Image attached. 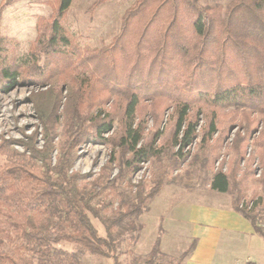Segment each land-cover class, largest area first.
I'll use <instances>...</instances> for the list:
<instances>
[{"label":"trees","instance_id":"trees-1","mask_svg":"<svg viewBox=\"0 0 264 264\" xmlns=\"http://www.w3.org/2000/svg\"><path fill=\"white\" fill-rule=\"evenodd\" d=\"M13 1H0V19L4 8ZM104 1L95 0L89 9ZM54 2L53 13L38 22V42L25 61L18 63L8 57L7 38L0 33V84L14 85L20 81L17 76L22 69L34 67L35 75L23 73L21 81L54 83L68 79V104L72 107L67 112L56 159L53 150L61 92L51 89L32 96L44 126L42 146H35L29 136L27 141H14L25 149L17 152L12 148L13 140L0 137V155L9 158L0 162V264H35L25 253L28 250L42 255L64 253L71 264L77 262V252L55 250L52 242L60 240L75 242L99 255L109 256L114 251V243L98 233L87 213L90 205L79 186V180L86 175L72 170L75 148L83 141L109 143V166L117 164L118 148L122 159L119 172L109 178L104 176V166L103 175L93 181L89 198L100 192L101 182L116 188L118 180L138 171L146 161L160 157V149L154 144L157 132L154 139L147 141L142 123L136 122L145 99L153 102L156 124L161 109L171 102L174 132L170 147L178 146L176 154L181 155L196 139L200 115L208 119L204 142L218 131L216 118L221 109L242 110L247 131L254 114L258 116L262 123L256 136L261 169L258 181L263 194L252 205L249 201L240 203L246 182L253 175L251 156L245 161L246 169L237 176L238 163L243 158L241 145L246 140L240 132L234 139L236 153L230 171L217 169L211 188L232 194L233 207L252 222L264 239V227L256 224L254 216L264 200V0H229L225 6L202 5L199 0H135L124 12L120 30L112 41L100 48H84L85 54L62 23L73 0ZM40 53L50 56L44 67L39 63ZM86 69L95 77V87L100 84L103 92L119 97V104H113L121 113L118 131H114L115 116L110 112L104 116L98 113L88 120L83 107L85 92L77 87L80 76L86 80L81 74ZM94 103L97 102L88 106ZM109 132L111 135L106 136ZM136 186V200H121L119 207L124 210L111 220L112 224L142 211L148 194H144L143 184ZM162 186L163 181L158 179L149 194ZM11 233L20 240L13 251L5 247L3 239L11 237ZM159 252L160 236L147 264H152ZM246 264L258 263L250 260Z\"/></svg>","mask_w":264,"mask_h":264},{"label":"rangeland","instance_id":"rangeland-1","mask_svg":"<svg viewBox=\"0 0 264 264\" xmlns=\"http://www.w3.org/2000/svg\"><path fill=\"white\" fill-rule=\"evenodd\" d=\"M94 1L73 0L71 7L62 18V23L73 36V42L82 48V54H85L84 48H100L112 41L120 30L124 12L135 0H105L98 7L90 10L89 7ZM199 2L202 5L221 3L225 6L229 0H199ZM54 8V0H14L4 8L0 19V33L7 38L5 48L9 58H15L18 63L27 59V55L38 42L39 20L48 18ZM49 57L40 53V65L44 67ZM35 72L34 67L22 69L17 76L20 81L16 84L10 87L0 84V137L14 142L27 141L30 136L33 137L35 146H42L44 126L32 96L51 89L61 92L57 105V135L53 150L56 159L64 138L63 128L67 112L72 110L68 104L70 84L65 78L54 83L49 80H45L44 83L21 81L23 73L29 77L30 74L35 75ZM81 74L86 80L80 76L77 87L85 92L86 103L83 107L87 112L88 120L98 113L104 116L106 112H110L115 116L114 131H118L121 113L113 104H119V97L114 93L103 92L99 87L100 84L95 87V77L89 70L86 69ZM95 101L97 103L92 107L88 106ZM140 106L141 111L136 117V122L142 123L144 138L147 141L154 139V134L157 132L158 137L154 144L155 148L160 149V157L146 161L138 171L131 172L123 180H118L116 188L105 187V182H101L103 185L100 192L89 198L93 181L103 175L104 166L107 167L104 176L112 178L119 172L122 159L118 148H116L118 162L112 164V167L107 165L112 148L109 143L83 141L75 148L76 158L72 170L86 175V178L79 180V186L90 205L87 213L98 233L114 243V251L109 256L99 255L68 240L52 242L53 247L55 250L68 253L77 252L79 260L73 262L74 264H116V262L147 264L153 245L160 236V252L152 264H244L247 259H251L257 242L259 243L263 237L256 231L249 236L244 235L239 227L227 228V209L234 208L232 194L212 189L211 180L220 167L226 172L230 171L236 153L234 139L240 132L246 136V140L241 145L243 158L238 163L237 176L240 177L246 169V159L253 157V175L246 182L240 203L242 205L243 201H249L252 205V202L263 194L258 181L261 169L256 136L262 129L258 116L254 114L250 130L247 131L244 128L247 123L243 119L242 110L221 109L216 118L218 131L208 142H204L202 138L207 130L208 119L200 115L197 118L196 139L183 150L184 155H181L176 154L178 146L170 147L174 132L171 102H167L159 112L158 124L154 118L153 102L145 99ZM110 133L112 132L105 135L108 136ZM12 148L17 152L25 150L18 142H14ZM8 159V156L0 155V162ZM158 179L163 181V186L158 192L150 195ZM137 184H143V192L145 195L148 194L142 211L112 224L111 220L124 210L119 207L121 200L124 202L136 200ZM254 216L256 224L264 227V200L256 208ZM17 217L22 218L20 215ZM11 234L12 238L3 236L5 247L9 251H13L20 244V240L16 239L13 233ZM262 240L263 249L258 256H256L257 249L256 254H253L260 264H264V239ZM250 243L254 250L249 249ZM258 249H260L259 244ZM206 251L210 255L204 254ZM25 253L35 264L72 263L66 254L55 251L49 255H42L32 250ZM186 253L187 255L184 256Z\"/></svg>","mask_w":264,"mask_h":264},{"label":"crops","instance_id":"crops-1","mask_svg":"<svg viewBox=\"0 0 264 264\" xmlns=\"http://www.w3.org/2000/svg\"><path fill=\"white\" fill-rule=\"evenodd\" d=\"M228 226L233 227L234 229H238V227H239L240 230H243L242 232H244V235L248 234L249 236H251L253 233L255 234V229H254L252 222L249 221L244 215H242L235 208H233L231 210L227 209V228H228ZM262 239L263 238H261V241L259 243L257 242V244L255 246V248L257 249V254H256V249L254 250V247L252 246V243H250L248 246L249 249L253 248L254 253L252 250H249V251H251L253 254H256V256H258V253L263 249V240ZM258 244H259L260 249H258ZM204 254H206L207 256L210 255L208 251L204 252ZM253 254L250 257L251 259H247L244 264H246V262L250 261V260L256 261L258 263L257 258L256 257L254 258ZM258 264H260V263H258Z\"/></svg>","mask_w":264,"mask_h":264}]
</instances>
